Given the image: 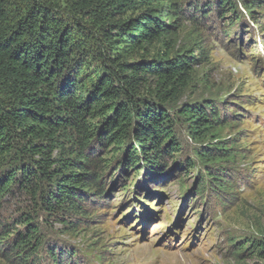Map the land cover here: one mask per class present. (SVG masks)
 <instances>
[{"label":"rangeland","instance_id":"374dc122","mask_svg":"<svg viewBox=\"0 0 264 264\" xmlns=\"http://www.w3.org/2000/svg\"><path fill=\"white\" fill-rule=\"evenodd\" d=\"M55 1L67 9L68 0ZM219 1L154 4L169 27L152 47L155 52L171 60L197 59L187 86L160 104L173 122L179 151L162 155L158 167L140 158L131 169L126 151L131 145L138 149L134 137L119 149L101 150L95 158L102 159V193L94 186L84 190L83 213L55 217L47 185L36 195L11 185L0 200V264H264L237 249L248 241L264 246V0H229L232 13ZM80 21L87 27L78 38L85 62L81 74L91 77L101 67L93 55L99 41L89 21ZM149 81L153 89L157 83ZM5 96L0 83V97ZM190 108L209 118L216 112L221 121L194 136L193 124L182 116ZM60 142L54 155L68 159L71 139L63 136ZM212 149L213 160L197 154ZM17 165L9 160L6 168ZM209 174L229 183L228 191L216 192ZM66 219L75 224L62 228ZM24 221L30 230L38 228L31 239L36 246L13 251L16 235L26 233Z\"/></svg>","mask_w":264,"mask_h":264},{"label":"trees","instance_id":"16d2710c","mask_svg":"<svg viewBox=\"0 0 264 264\" xmlns=\"http://www.w3.org/2000/svg\"><path fill=\"white\" fill-rule=\"evenodd\" d=\"M156 2L68 0L63 10L55 0H0V83L7 91L0 97V200L13 184L33 195L45 184L49 211L55 217L83 213L84 190L94 186L102 193V159L95 158L101 150L110 145L119 149L134 137L138 149L131 145L126 151L131 169L139 166L140 158L151 169L158 167L162 155L179 151L173 122L160 104L187 86L197 59L171 60L152 48L169 33L156 16ZM219 5L234 12L229 0H220ZM79 17L89 21V30L95 29L91 34L99 41L93 55L101 67L91 77L81 74L85 62L78 38L86 35L87 27ZM151 79L157 83L153 89ZM211 114L209 118L203 110L190 108L182 116L199 137L221 121L218 113ZM63 136L73 145L68 159L54 155L62 148ZM214 151L197 154L213 160ZM9 160L17 167L8 170ZM209 175L216 192L228 191L229 183ZM23 224L26 233L16 235L13 251L35 245L31 239L38 228L30 230L31 224ZM73 224L66 219L60 226ZM237 247L244 253L248 250L246 256L264 259L259 243L248 241Z\"/></svg>","mask_w":264,"mask_h":264}]
</instances>
